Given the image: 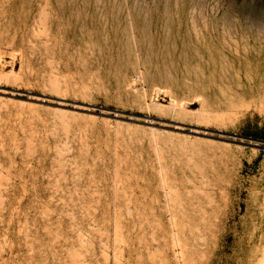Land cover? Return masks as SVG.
I'll list each match as a JSON object with an SVG mask.
<instances>
[{
	"label": "rangeland",
	"instance_id": "rangeland-1",
	"mask_svg": "<svg viewBox=\"0 0 264 264\" xmlns=\"http://www.w3.org/2000/svg\"><path fill=\"white\" fill-rule=\"evenodd\" d=\"M0 264H264V0H0Z\"/></svg>",
	"mask_w": 264,
	"mask_h": 264
},
{
	"label": "bare ground",
	"instance_id": "bare-ground-1",
	"mask_svg": "<svg viewBox=\"0 0 264 264\" xmlns=\"http://www.w3.org/2000/svg\"><path fill=\"white\" fill-rule=\"evenodd\" d=\"M175 104V103H174Z\"/></svg>",
	"mask_w": 264,
	"mask_h": 264
}]
</instances>
